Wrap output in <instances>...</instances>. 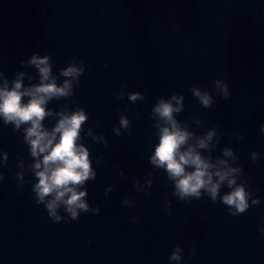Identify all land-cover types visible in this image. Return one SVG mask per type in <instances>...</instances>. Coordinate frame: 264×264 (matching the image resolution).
Here are the masks:
<instances>
[{
	"label": "water",
	"instance_id": "95a60500",
	"mask_svg": "<svg viewBox=\"0 0 264 264\" xmlns=\"http://www.w3.org/2000/svg\"><path fill=\"white\" fill-rule=\"evenodd\" d=\"M34 54L50 56L58 85L69 79L60 68L84 62L73 96L47 108L87 113L79 143L89 149L97 176L85 184L86 200L100 212L72 220L61 209L64 220L53 222L34 200L38 181L30 166L38 158L24 142L27 126L14 131L0 119V264H170L177 246L181 264H264V0H0V87L7 80L11 88L20 73L23 87L39 84L38 69L28 63ZM216 79L228 83L229 99L213 92ZM194 86L213 96L212 107L199 103ZM120 91L123 100L116 99ZM131 92L144 100L129 101ZM173 94L184 97L183 111L174 115L195 134L189 143L215 127L209 147L197 151L240 167L238 183L246 181L259 204L230 216L206 194L190 202L172 195L173 182L149 156L158 143L151 109ZM121 115L131 135L113 132ZM58 119L42 123L51 131ZM89 128L107 145L85 136ZM225 148L238 157L235 164L223 156ZM20 171L22 188L15 180ZM138 179L141 187L152 180L146 192L137 191ZM229 191L222 186L221 195ZM125 198L134 206L122 204Z\"/></svg>",
	"mask_w": 264,
	"mask_h": 264
},
{
	"label": "clouds",
	"instance_id": "9594fccd",
	"mask_svg": "<svg viewBox=\"0 0 264 264\" xmlns=\"http://www.w3.org/2000/svg\"><path fill=\"white\" fill-rule=\"evenodd\" d=\"M28 63L38 69L40 83L23 87V73H20L13 81L11 88L5 80L0 87V119L5 126L12 125L14 131H20L22 125L27 126L23 130L24 142L28 146L30 156L38 158L30 166L35 180L38 181L32 184L35 203L44 205L48 217L53 222L64 220L65 217L60 214L61 209L72 220H77L82 212L99 214L100 209L91 207L86 200L88 192L85 188L86 182L94 180L97 172L91 166L89 149L79 143L83 139L81 132L84 131L83 125L87 122L88 115L83 108L70 110L62 107L55 112L47 108L48 103L54 99L60 100L73 96L74 85L79 83L85 71L84 62L74 60L67 67L60 68L59 75L69 78L60 85L57 84V77L52 75L49 55L40 57L34 54ZM214 84L213 92L225 100L229 99L228 83L222 79H216ZM121 87L125 88L126 85L122 84ZM191 92L203 107L210 108L214 104L213 96L207 90L202 92L200 87L194 86ZM125 94L124 91L116 93V99L123 100ZM127 97L133 103L144 100L140 92L127 93ZM183 100V95L173 94L170 99H158L153 105L150 116L155 121L153 127L157 130L158 143L154 146V154L149 156V163L154 168L163 169L166 172L168 180L173 182L172 195L179 201L190 202L193 198L200 199L206 194L212 203L215 204L219 200L225 205L228 215L244 214L251 206L259 204L260 199L253 198V194L247 189L246 181L238 183L244 175L240 167H233L227 160L220 158H216L213 163L211 153L202 156L197 151V148L209 147L208 142L217 135L215 127L203 138L196 136L195 144L189 143L190 138L195 134L189 132L186 126H182L174 115L183 111ZM54 115L59 119L49 131L42 121ZM122 129L131 135L130 121L126 115L119 117V124L113 128V132L120 136ZM260 131L264 133V124L261 125ZM84 135L95 142L107 145L104 135H94L92 128H89ZM3 153V164L6 165L8 153ZM222 154L225 157H232L234 164L238 161V157L234 155L231 148L223 149ZM41 156L42 159H39ZM251 158L255 163L259 159V154L253 151ZM96 162L99 166L100 158H97ZM120 174L123 175V172ZM3 179L4 176L0 174V181ZM15 180L17 187L22 188L24 172H17ZM151 184V179L143 187L139 179L135 181L138 192H146ZM222 186H226L230 191L221 195ZM79 188L84 190L78 191ZM111 190L109 186L105 190V196ZM122 204L134 206V202L128 198L122 200ZM165 205L168 214L171 215V201L166 200ZM132 219L135 220L136 217ZM259 230L264 233V227ZM182 251L179 246L175 248L168 258L170 264L171 262L181 264ZM192 254H195V249Z\"/></svg>",
	"mask_w": 264,
	"mask_h": 264
}]
</instances>
